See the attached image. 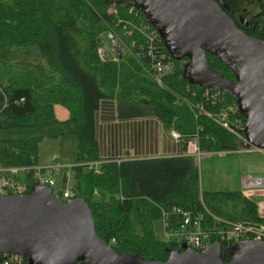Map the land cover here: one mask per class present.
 Returning a JSON list of instances; mask_svg holds the SVG:
<instances>
[{
    "label": "trees",
    "instance_id": "trees-1",
    "mask_svg": "<svg viewBox=\"0 0 264 264\" xmlns=\"http://www.w3.org/2000/svg\"><path fill=\"white\" fill-rule=\"evenodd\" d=\"M214 1L225 5L223 11L245 35L264 42V0ZM111 7L114 12L109 14ZM256 8L260 14L254 17ZM244 13L253 19L247 31L238 21ZM143 23H147L145 17L130 2L112 6L100 0H0V132L34 133L28 140L0 139V166L23 170L11 177L7 196H18V187L21 195H31L37 186L33 170L39 164L40 143L75 137V164L69 177L65 171L60 175L61 188L55 198L66 201L63 193L68 189L70 199L84 201L97 237L116 254L165 263L171 253L182 250L174 242L158 241L154 224L166 214L168 229L178 228L182 218L173 209L202 214L208 228L221 226L213 217L263 225L264 220L258 217L255 202L241 192L200 190L197 160L186 154L188 139L196 135L200 152L212 156L240 151L243 145L196 107L204 89L187 78V59H174L162 41L173 70L161 78V86L153 81L145 61L136 57L144 45L136 29ZM103 39L121 49L115 61L107 56L101 59ZM206 59L213 73L234 81L216 57L206 53ZM224 97L237 107L231 96ZM104 102L117 104L120 119L154 116L164 131L174 129L182 137L180 155L103 160L96 129ZM56 106L68 112L66 121L56 119ZM203 106L217 111L224 105ZM236 117L245 124L241 115ZM92 164L97 167L90 169ZM219 244L220 260L226 264L228 246ZM4 258L0 255V264H27L24 259L9 262Z\"/></svg>",
    "mask_w": 264,
    "mask_h": 264
},
{
    "label": "water",
    "instance_id": "water-1",
    "mask_svg": "<svg viewBox=\"0 0 264 264\" xmlns=\"http://www.w3.org/2000/svg\"><path fill=\"white\" fill-rule=\"evenodd\" d=\"M100 1L132 3L171 56L188 60L186 75L192 84L222 91L235 100L245 120L248 146L264 150V42L245 35L225 14L221 1ZM206 53L223 63L233 82L209 69ZM178 249L182 253H171L165 263L116 254L97 237L92 215L81 199L63 202L53 198L49 188L39 186L28 196H0V255L19 257L27 264H224L219 244L201 254L186 244ZM224 252L230 256L227 264H264V243L240 242Z\"/></svg>",
    "mask_w": 264,
    "mask_h": 264
},
{
    "label": "built area",
    "instance_id": "built-area-1",
    "mask_svg": "<svg viewBox=\"0 0 264 264\" xmlns=\"http://www.w3.org/2000/svg\"><path fill=\"white\" fill-rule=\"evenodd\" d=\"M136 30L142 35V39H144V45L139 46L136 57L145 61L147 72L155 78L154 80L156 83L161 86V78L171 73L173 70V63L161 47V39L148 22L146 24H141ZM133 45L134 43L131 44V46ZM224 95L225 93L219 90L204 89L203 99L197 103L196 107L202 111L207 118L212 119L213 122L218 124L222 129H225L242 143V151L236 152L253 151L264 154V150L248 146L243 133L245 124L243 125L242 121L236 117L238 115L237 107L227 104ZM204 103H208L211 106H217L219 104L224 106L218 108L217 111H207L204 110ZM168 134L173 141L177 143L182 141V137L175 130H172ZM186 154L196 158V160L200 157L201 152L198 147V137L196 135L188 139ZM57 165H52L48 168H34L33 174L39 188L46 187L50 189L56 185L55 174L59 168L61 169V167ZM89 168L92 169L93 165H90ZM22 171V169L2 168L0 166V196H7V190L12 186L11 177L19 175ZM248 183H253L258 187L264 186V181H248ZM248 183L244 191L241 192V196L255 202L257 215L260 219L264 220V198L256 200L257 194L255 193V189H250ZM16 194H22V190L19 187L16 189ZM63 198L70 200L71 194L68 190L64 191ZM173 213L181 216L182 220L178 228L175 227V229L169 230L168 223H166L167 216L163 214L162 226L164 227L166 241L174 242L179 245L186 244L189 250H192L195 254H201L203 251L205 252L208 250L213 244H219V242L225 243L228 246L227 249L234 247L240 242L252 241L264 243L263 224H247L244 222L232 223L213 217L214 222L221 224V226L208 228L203 224L204 217L202 214L192 215L189 212H182L177 209H173ZM4 256L5 258L8 257L7 259L9 262L21 259L15 256Z\"/></svg>",
    "mask_w": 264,
    "mask_h": 264
},
{
    "label": "crops",
    "instance_id": "crops-1",
    "mask_svg": "<svg viewBox=\"0 0 264 264\" xmlns=\"http://www.w3.org/2000/svg\"><path fill=\"white\" fill-rule=\"evenodd\" d=\"M101 107L97 114L96 137L103 160L173 158V156L180 155L182 141L178 143L173 141L157 118L146 116L136 119H120L115 102H104ZM54 113L58 121L64 122L68 119V112L60 106L54 108ZM55 143L56 151L52 153L50 163L42 165L38 160V167L48 168L52 164H61L68 168L75 164L78 149L75 137H60L55 140ZM248 181H264V178H245L241 192L244 191ZM248 185L250 189H255L256 200L264 198V186L258 187L253 183H248Z\"/></svg>",
    "mask_w": 264,
    "mask_h": 264
},
{
    "label": "rangeland",
    "instance_id": "rangeland-1",
    "mask_svg": "<svg viewBox=\"0 0 264 264\" xmlns=\"http://www.w3.org/2000/svg\"><path fill=\"white\" fill-rule=\"evenodd\" d=\"M113 12L114 8L111 7L109 9V14ZM103 41V54L107 56V58L115 61L116 51H120L121 49L119 47L115 48V44L112 42L109 43L106 39H103ZM154 79L155 78H153V81L156 83ZM172 130L174 129L169 130V132ZM33 134L34 133L31 130L1 131L0 139L28 140ZM71 139L74 141V138L71 137ZM55 151V140H43L38 149L39 163L42 165L49 164L51 155L52 153H55ZM52 165L56 166L57 164ZM92 165L93 167H97L96 164ZM57 166L61 167V169L59 168L55 174V181L57 184L53 188L54 197H56V193L61 188L59 183L60 175L65 171L66 176L69 177L70 169V167H63L61 164H58ZM197 172L199 188L202 192L227 194L241 192L245 178H264V154L253 151L222 153L213 156L201 153L197 160ZM68 185H70V183H68ZM162 225V221L156 222L154 224V233L158 241L165 242L166 238L164 236V227Z\"/></svg>",
    "mask_w": 264,
    "mask_h": 264
},
{
    "label": "flooded vegetation",
    "instance_id": "flooded-vegetation-1",
    "mask_svg": "<svg viewBox=\"0 0 264 264\" xmlns=\"http://www.w3.org/2000/svg\"><path fill=\"white\" fill-rule=\"evenodd\" d=\"M217 2V1H216ZM225 8V7H224ZM253 16L255 17V15H259L260 14V10H258L257 8L256 9H253ZM257 17V16H256ZM243 20V21H245L244 23L245 24H242V23H240V20ZM253 19H252V17L251 16H248V15H246L245 13H244V15H239L238 16V21H239V25H240V27L243 29V30H245V31H247L248 30V28L250 27V25H251V22L250 21H252ZM188 60H186V62L184 63L186 66L188 65ZM186 70V69H185ZM221 255V254H220ZM230 257V256H229ZM225 264V263H224ZM227 264V263H226Z\"/></svg>",
    "mask_w": 264,
    "mask_h": 264
}]
</instances>
